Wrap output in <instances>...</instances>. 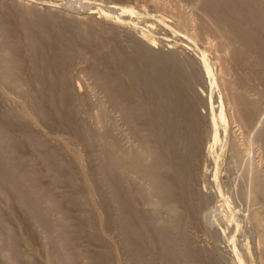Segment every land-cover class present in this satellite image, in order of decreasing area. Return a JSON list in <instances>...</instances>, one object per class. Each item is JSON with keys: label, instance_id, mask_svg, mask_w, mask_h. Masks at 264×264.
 Segmentation results:
<instances>
[{"label": "rangeland", "instance_id": "obj_1", "mask_svg": "<svg viewBox=\"0 0 264 264\" xmlns=\"http://www.w3.org/2000/svg\"><path fill=\"white\" fill-rule=\"evenodd\" d=\"M245 1L0 0V264H264Z\"/></svg>", "mask_w": 264, "mask_h": 264}, {"label": "bare ground", "instance_id": "obj_2", "mask_svg": "<svg viewBox=\"0 0 264 264\" xmlns=\"http://www.w3.org/2000/svg\"><path fill=\"white\" fill-rule=\"evenodd\" d=\"M239 1H240V0H239ZM246 1H247V0H246ZM246 1H245V2H246ZM243 2H244V1H242V3H241L242 5L240 4L241 7L239 6L240 8H242V7L244 6V5H243V4H244ZM249 2H251V1H249ZM249 2H246L245 5L248 4V6H250L251 3L249 4ZM253 2H254V1H252V3H253ZM210 4H211V3H210ZM219 4H220V3H219ZM219 4H218V6H219ZM232 5H233V4H232ZM209 6H210V5H209ZM214 6H216V5H215V4H214V5L212 4V9H213ZM248 6L246 5V7H248ZM252 6L254 7V6H256V5H254V3H253V5H251L249 8H251ZM210 7H211V6H210ZM226 7H227V6H226ZM118 8H119V7H118ZM224 8H225V6H224V7H223V6H220V9H221V10H220V9L216 6V9H217V10L219 9V11H220V12L222 11V13L227 11V8H226V10L223 11L222 9H224ZM244 8H245V6L243 7V9H244ZM119 9H120V8H119ZM124 9H125V8H124ZM126 9H128V8H126ZM129 9H130V11H131V8H129ZM209 9H210V8H209ZM214 9H215V8H214ZM243 9H240V10H242L241 13L243 12ZM246 9H247V12H250V11H248V10H249L248 8H246ZM246 9H244V10L246 11ZM113 10H114V9H113ZM217 10H216V11H217ZM234 10H236V9H234ZM254 10H255V7H254L253 11H254ZM130 11H127V12H130ZM238 11H239V10H238ZM253 11H252V9H251V12H253ZM255 11H256V12H255ZM255 11L252 13L253 15L250 14V16L248 15L247 12H245L247 15H244V12H243L242 15L244 16V18L247 17V16H248L247 18H251V17L255 16L256 14H257V15L260 14L259 12H257V10H255ZM116 12H118V11H116ZM251 12H250V13H251ZM118 13H119V12H118ZM254 13H256V14L254 15ZM258 13H259V14H258ZM220 14H221V13H220ZM223 14H225V13H223ZM262 15H263V14H262ZM230 16H232V15H230ZM259 16H260V15H259ZM257 17H258V16H257ZM244 18H242L241 21L239 20L240 22H238V19H236V21L238 22V23L236 22L238 27H239V23H240V27H241V24H242L241 22L243 21ZM225 19H226V18H225ZM259 19H261V18L259 17ZM233 20H234V19H233ZM244 20H246V19H244ZM248 20H249V19H248ZM248 20H247V21H248ZM262 20H263V18L261 19V21H262ZM263 21H264V20H263ZM263 21H262V22H263ZM245 22H246V21H245ZM262 22H261V23H262ZM230 23H231V22H230ZM236 23H235V21L233 22V24H236ZM247 23H248V22H247ZM247 23H246V24H247ZM259 23H260V22H259ZM259 23H258V24H259ZM263 23H264V22H263ZM244 24H245V23H244V21H243L242 27L244 26ZM248 24H249V23H248ZM237 26H236V28H235V31L238 29V32H240V33L242 32L243 34H244V32H243L244 30H245V32H247V30H250V28H249L250 25H249V26H248V25H245V26H246V29L243 30V28H244V27H243V28H242L243 31H242V30L240 31L241 28L239 27V28H240V29H239ZM247 26H248V28H247ZM232 27H233V26H232ZM250 27H251V26H250ZM252 29H253V28H252ZM256 30H257V29H256ZM250 31H251V30H250ZM238 32H237V33H238ZM255 32L257 33V31H255ZM247 33L249 34L250 32L248 31ZM256 33H252V35H250L251 37L248 36V39L250 38V40H251L252 37H253V35L255 36ZM243 34H241V36H242V37L244 36L243 38L245 39L247 36H246V34H244V35H243ZM250 34H251V33H250ZM256 35H257V38L255 37V38H256L255 40H251V41H250V42H252V43H255V42H256L255 45L252 44V45L255 46V47L258 46V41H257V39H258V37H259L258 34H256ZM245 36H246V37H245ZM253 38H254V37H253ZM32 39H33V38H32ZM248 39H247V40H248ZM245 40H246V39H245ZM247 40H246V41H247ZM259 40H260V39H259ZM247 42H248V41H247ZM250 44H251V43H250ZM256 44H257V45H256ZM263 46H264V45H263ZM197 47H198V46H197ZM195 49H196V48H195ZM203 55H204V54H203ZM203 55H202V56H203ZM202 59H203V58H202ZM121 84H122V83H121ZM239 97H240V96H239ZM239 97H238V98H239ZM186 98H187V97H186ZM183 101H184V100H183ZM235 102H236V101H235ZM239 103H240V102H239ZM250 103H251V102H250ZM184 105H185V104H184ZM184 105H183V106H184ZM186 105H187V104H186ZM256 106H257V105H256ZM213 109H214V108H213ZM189 112H190V111H189ZM190 113H192V111H191ZM186 115H187V114H186ZM189 115H190V114H189ZM215 115H216V114H215ZM193 116H195V115L193 114ZM186 117H189V116H186ZM213 117H215V116L213 115ZM187 119H188V118H187ZM187 119H186V121H187ZM223 120H224V119H223ZM186 121H185V122H186ZM217 121H218V120H217ZM188 122H189V121H187L186 123H188ZM196 122H197V121H196ZM189 123H190V122H189ZM189 123H188V124H189ZM253 123H254V122H253ZM215 124H216V123H215ZM189 125H190V124H189ZM221 129H222V128H221ZM221 129H220V130H221ZM217 130H218V126H217ZM216 134L218 135L219 133L216 132ZM216 134H215V135H216ZM223 135H224V134H223ZM223 137H224V136H223ZM259 137H261V136H259ZM217 142H218V141H217ZM214 144H215V143H214ZM151 152H152V151H151ZM139 153H140V152H139ZM238 154H239V153H238ZM246 154H247V153H246ZM127 155H128V154H127ZM207 155H208V154H207ZM134 156H135V155H134ZM130 157H131V156H130ZM238 157H240V156H238ZM132 158H133V157L130 158L131 160H129L128 158H126V159H128L131 163H134V164L136 165L138 162L133 160V159H135V158H133V159H132ZM137 158H138V157H137ZM221 158H222V157H221ZM221 158H220V159H221ZM120 159H121V158H120ZM222 159H223V158H222ZM240 159H241V158H240ZM118 160H119V158H118ZM137 160L140 162V160H142V159H137ZM119 161H120V163H124V162H125L124 159H121V160H119ZM129 161H128V162H129ZM251 161H252V160H251ZM251 161H249V164L252 163ZM253 161H255V160H253ZM240 162H242V161H239V163H240ZM125 164H126V163H125ZM129 164H130V163H129ZM134 164H133V167H135ZM153 164H155V163H153ZM153 164H152V165H153ZM237 164H238V163H237ZM242 164H243V163H242ZM156 165L158 166V163L155 164L154 166L156 167ZM161 165H162V164H161ZM251 165H252V164H251ZM140 166H141V165H140ZM162 166H163V165H162ZM244 166H245V165H244ZM155 167H153L152 169H150V171H151V172H154V169H156ZM249 167H250V166H249ZM252 167H253V166H252ZM0 168L2 169L1 166H0ZM157 168H158V167H157ZM164 168H165V167H164ZM243 168H244V167H243ZM170 169H171V168H170ZM248 169H249V168H248ZM253 169H254V167L252 168V170H253ZM137 170H138V169H137ZM140 170H141V169H140ZM158 170H160V169H158ZM239 170H240V169H239ZM34 171H35V170H34ZM250 171H251V170H250ZM144 172H145V171H144ZM155 172H156V170H155ZM167 172H168V170H167ZM243 172H245V171H243ZM255 172H256V171H255ZM252 173H253V172H252ZM156 174H157V173H156ZM243 174H244V173H243ZM256 174H257V172H256ZM256 174H255V175H256ZM249 175H250V174H249ZM162 177H163V176H162ZM162 177H161V178H162ZM256 177H257V175H256ZM244 178H245V177H244ZM253 179H254V178H253ZM156 180H157V179H156ZM247 180H248V179H247ZM161 181H162V180H161ZM250 181H251V180H250ZM166 182H167V181H166ZM157 183H158V182H157ZM254 183H256V182H254ZM158 184H159V183H158ZM250 184H251V183H250ZM242 185H243V184H242ZM251 185H252V184H251ZM253 185L255 186V184H253ZM260 185H261V184H260ZM167 186H168V185H167ZM256 187H258V189L261 188V187L259 188V186H256ZM252 189H253V188H252ZM252 189H251V190H252ZM245 190H246V189H245ZM252 191H253V190H252ZM255 191H256V190H255ZM158 192H159V191H158ZM163 192H164V191H163ZM169 192H170V191H169ZM247 192H248V191H247ZM259 192H260V191H259ZM263 192H264V191H263ZM250 193H251V192H250ZM252 195H253V194H251V196H252ZM171 197H172V196H171ZM172 198H173V197H172ZM170 199H171V198H170ZM164 202H165V200H164ZM164 202H162V203H164ZM168 203H169V202H168ZM173 203H174V202H173ZM164 204H166V203H164ZM166 205H167V204H166ZM171 205H172V204H171ZM171 205H169V206H171ZM263 205H264V204H263ZM171 209H172L173 211H175V207H174V206H171ZM173 211H172V213H173ZM176 211H177V210H176ZM255 211H256V210H255ZM169 212H170V211H169ZM252 215H253V214H252ZM258 215H259V214H258ZM254 216H255V215H254ZM255 217H256V216H255ZM254 219H255V218H254ZM257 219H258V217H257ZM258 221H259V219H258ZM260 221H262V220H260ZM66 225H67V224H66ZM72 225H73V224H72ZM71 228H72V227H71ZM71 230H72V229H71ZM261 230H262V229H261ZM257 232H258V231H257ZM263 232H264V230H263ZM260 233H261V232H260ZM261 234H262L261 239H263L262 241L264 242V233H261ZM259 238H260V237H259ZM262 244H263V243H262ZM263 245H264V244H263ZM232 246H233V245H232ZM72 248H74V246H72ZM77 248H78V247H77ZM79 251H80V250H79ZM79 251H77V252H79ZM79 253H80V252H79ZM79 253H76V254H77L78 256H80Z\"/></svg>", "mask_w": 264, "mask_h": 264}]
</instances>
